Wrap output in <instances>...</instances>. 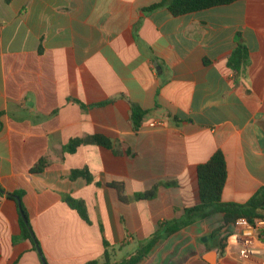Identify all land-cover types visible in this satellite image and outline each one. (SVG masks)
Listing matches in <instances>:
<instances>
[{
  "label": "crops",
  "instance_id": "crops-1",
  "mask_svg": "<svg viewBox=\"0 0 264 264\" xmlns=\"http://www.w3.org/2000/svg\"><path fill=\"white\" fill-rule=\"evenodd\" d=\"M162 1L171 0H0V264H43L7 192H24L46 264L103 263L104 240L114 264L199 204L197 167L218 149L223 202L246 203L264 186V0L144 11ZM238 40L250 51L240 73L228 66ZM133 105L147 111L138 129ZM42 158L47 167L32 172ZM84 169L92 181L72 178ZM66 196L85 202L90 223ZM217 214L222 226L207 224L216 214L200 218L138 264H264L257 232L261 252L245 258L243 220L225 225Z\"/></svg>",
  "mask_w": 264,
  "mask_h": 264
},
{
  "label": "trees",
  "instance_id": "trees-1",
  "mask_svg": "<svg viewBox=\"0 0 264 264\" xmlns=\"http://www.w3.org/2000/svg\"><path fill=\"white\" fill-rule=\"evenodd\" d=\"M238 0H171L169 2L162 1L144 8V11H153L155 9L166 7L168 11L174 16H182L189 13L198 12L201 10L228 5ZM250 63V51L245 43L238 40L236 48L233 50L230 58L228 59V66L240 73L243 72ZM147 115V111L141 109L137 105L132 106L131 118L135 129L141 126V122ZM1 128V123H0ZM83 142L81 139L72 140L67 146L68 149L74 150L78 145ZM94 142L105 147H111L112 142L100 135L94 137ZM48 165L46 158H42L40 162L32 168V172L41 173ZM82 176L88 182L92 181V176L89 174L87 169L84 170H73L72 178ZM197 178H198V193H199V204L194 207L186 208L184 213L179 217L170 222L160 223V228L156 230L149 238L147 243L140 245V248L133 255L129 256L122 262L114 264H138L152 249L155 243L161 238L168 237L182 228L192 224L200 218H205L212 214L220 213L223 215L225 225H236L239 220H246L250 225L257 228V223L264 222V186L260 188L246 203H234V202H223L222 196L224 187L228 178V166L224 152L218 149L208 161L201 163L197 167ZM110 187L115 188L120 199L123 201V193L125 190L123 183H110ZM156 189L137 193L134 199H151L156 194ZM20 197L24 195L23 191H17L14 193ZM13 199V197H11ZM65 201L68 205L76 210L79 215L87 223H90L86 204L83 200L75 199L71 196H66ZM22 209L27 218V222L23 219L20 214V226H21V237L23 239L31 241L34 250L38 252L43 264H46L45 257L40 248L39 242L34 234L32 226L29 221L28 214L22 203ZM219 232V231H218ZM257 235L260 240L264 242V229L258 228ZM225 238H223L224 240ZM105 246V262L99 260H92L87 264H111L109 261V248L110 244L104 240ZM221 247L224 246L221 242Z\"/></svg>",
  "mask_w": 264,
  "mask_h": 264
},
{
  "label": "built area",
  "instance_id": "built-area-1",
  "mask_svg": "<svg viewBox=\"0 0 264 264\" xmlns=\"http://www.w3.org/2000/svg\"><path fill=\"white\" fill-rule=\"evenodd\" d=\"M164 124H165L164 120H156L152 122L150 125L154 127V126H163ZM243 222H244L245 231L243 230L241 232H238L236 238L239 244L241 245L240 254L245 258H249L250 256L259 254L261 252L260 249L255 245L256 238L254 237V234L255 232H257L258 229V223H257V228H255L252 225H250L246 220H243Z\"/></svg>",
  "mask_w": 264,
  "mask_h": 264
},
{
  "label": "rangeland",
  "instance_id": "rangeland-1",
  "mask_svg": "<svg viewBox=\"0 0 264 264\" xmlns=\"http://www.w3.org/2000/svg\"><path fill=\"white\" fill-rule=\"evenodd\" d=\"M221 217L219 216V214H216L215 216H213L210 220L207 221V224L208 223H211V222H214L215 224L219 225V226H222L221 225ZM162 239L158 240L155 245L152 247V249L149 251V253L154 249L156 248L158 245H159V242L161 241ZM161 246V245H160Z\"/></svg>",
  "mask_w": 264,
  "mask_h": 264
},
{
  "label": "water",
  "instance_id": "water-1",
  "mask_svg": "<svg viewBox=\"0 0 264 264\" xmlns=\"http://www.w3.org/2000/svg\"><path fill=\"white\" fill-rule=\"evenodd\" d=\"M0 191H1V192H4V190H3L1 187H0ZM7 194H8L9 196H13V197L17 200V202H18V204H19L20 214H21V216L23 217V219L25 220V222H27V218H26V216H25V214H24V211H23V209H22V202H21L20 197H18L17 195H14V194L11 193V192H7Z\"/></svg>",
  "mask_w": 264,
  "mask_h": 264
}]
</instances>
